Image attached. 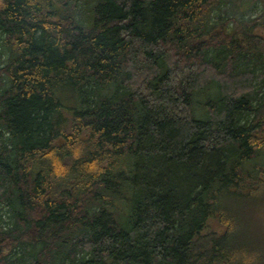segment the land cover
Wrapping results in <instances>:
<instances>
[{"label":"trees","instance_id":"trees-1","mask_svg":"<svg viewBox=\"0 0 264 264\" xmlns=\"http://www.w3.org/2000/svg\"><path fill=\"white\" fill-rule=\"evenodd\" d=\"M0 48V264H264V0H0Z\"/></svg>","mask_w":264,"mask_h":264},{"label":"rangeland","instance_id":"rangeland-1","mask_svg":"<svg viewBox=\"0 0 264 264\" xmlns=\"http://www.w3.org/2000/svg\"><path fill=\"white\" fill-rule=\"evenodd\" d=\"M256 12L258 13L261 12L260 7L256 8L254 13ZM220 15H223V12H220ZM2 50L3 49L0 48V53H2ZM7 54H8L7 52H3L1 60L3 61L6 60ZM213 97H215V94L208 95V94H203V93L199 97H197V101H195V104L193 107V110H194L193 116H195L198 119H202L206 117L207 111H205L204 103L206 104L208 100L215 101ZM62 101L66 107H71L73 104L72 99L69 97L68 94L64 95V99ZM216 101H215V104H216ZM261 134L262 132L260 133V135ZM257 202H259V204L257 205V208L254 209V211L250 212L249 214V219L252 220V226L254 228L255 233L257 234V236H254L252 243H253V248L259 250V252L264 256V184L260 186L259 191H257L256 194H254V198L247 200L244 203V205L252 206L253 204Z\"/></svg>","mask_w":264,"mask_h":264}]
</instances>
